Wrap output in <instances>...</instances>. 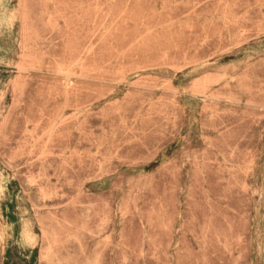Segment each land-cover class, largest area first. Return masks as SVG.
Wrapping results in <instances>:
<instances>
[{
    "label": "rangeland",
    "instance_id": "1",
    "mask_svg": "<svg viewBox=\"0 0 264 264\" xmlns=\"http://www.w3.org/2000/svg\"><path fill=\"white\" fill-rule=\"evenodd\" d=\"M0 264H264V0H0Z\"/></svg>",
    "mask_w": 264,
    "mask_h": 264
}]
</instances>
